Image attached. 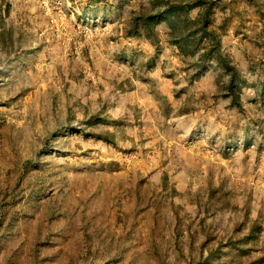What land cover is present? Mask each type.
Masks as SVG:
<instances>
[{"label":"rangeland","instance_id":"374dc122","mask_svg":"<svg viewBox=\"0 0 264 264\" xmlns=\"http://www.w3.org/2000/svg\"><path fill=\"white\" fill-rule=\"evenodd\" d=\"M0 264H264V0H0Z\"/></svg>","mask_w":264,"mask_h":264}]
</instances>
